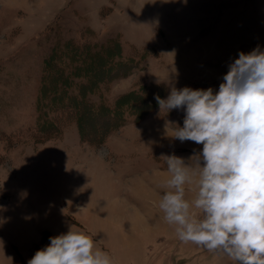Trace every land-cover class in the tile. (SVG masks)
Segmentation results:
<instances>
[{
  "label": "rangeland",
  "instance_id": "374dc122",
  "mask_svg": "<svg viewBox=\"0 0 264 264\" xmlns=\"http://www.w3.org/2000/svg\"><path fill=\"white\" fill-rule=\"evenodd\" d=\"M257 45L264 0H0V264H27L69 224L113 264H236L180 241L149 205L169 191L160 157L202 149L172 137L166 121L183 127L184 113L161 111L154 96L166 98L170 83L218 91L238 53ZM88 78L97 92L81 91ZM126 95L124 122L86 110L80 131L79 101L115 108Z\"/></svg>",
  "mask_w": 264,
  "mask_h": 264
},
{
  "label": "clouds",
  "instance_id": "9594fccd",
  "mask_svg": "<svg viewBox=\"0 0 264 264\" xmlns=\"http://www.w3.org/2000/svg\"><path fill=\"white\" fill-rule=\"evenodd\" d=\"M187 3V0H184ZM154 96L160 110L183 111L174 139L202 145L186 159L162 155L171 173L159 201L165 221L184 243L221 253L236 264H264V49L240 51L228 65L218 91L177 88ZM193 185L195 198H185ZM193 209L202 214L198 218ZM27 264H113L93 239L73 230L49 237ZM11 259V258H9Z\"/></svg>",
  "mask_w": 264,
  "mask_h": 264
},
{
  "label": "trees",
  "instance_id": "16d2710c",
  "mask_svg": "<svg viewBox=\"0 0 264 264\" xmlns=\"http://www.w3.org/2000/svg\"><path fill=\"white\" fill-rule=\"evenodd\" d=\"M86 54H87V52H86ZM82 55H84V54H82ZM94 59H95L94 56L87 55V57H86V60H87L88 63H90V65H91L92 60H94ZM99 63L101 64V61ZM113 64L115 66H118L119 65V63H113ZM100 67L105 68V66H103L102 64H101ZM89 71H91V70H89ZM94 72H96V69H95ZM95 83H96L95 80H92V78H91V79H89V81L87 83H84V84L80 85L79 87H80L81 91H84L85 89H88V90L90 89L92 91V93H94V92H97L99 90L100 85H101L100 84V81H99V84L98 83L95 84ZM49 84H48V86H49ZM54 85L52 86V89H49L48 87H47V89H43V92L46 93V94L48 92V94H49L52 91H55V90L57 91L58 90V86H54ZM69 87H70V85L67 84V83H65V82H63V84H61V88L64 89V93H66V89H68ZM129 96L130 95H126V96H123V98H120L119 101L116 103V107L115 108H111L109 106H106L104 103H101V104H97L96 105L93 102H89L87 100L85 101L83 99L81 101H79V102L77 101L78 102V105H77V107L76 106L75 107L78 110H77V117H75V118L78 121V125H79L80 131H82V132L85 133V128L83 129V124H84V120L83 119L86 118V116H85V111L86 110H88L90 112V114H91V116L93 118H95V119L96 118H100L101 121H105L106 119L104 117L107 116L108 117L107 122L111 126H113L114 119H116V121L119 124H121L120 123L121 120H123V122H124L125 119H123V115L121 113H119L118 106L123 105L124 102L126 101V99L129 98ZM101 115H102V117H100ZM72 118H74V117H72ZM42 124H43V127L46 126V127H50L51 128V125L52 124L54 125V122L52 123V122L47 121V122H43ZM45 242L46 241H44V245L43 246H45Z\"/></svg>",
  "mask_w": 264,
  "mask_h": 264
},
{
  "label": "crops",
  "instance_id": "0c3cea01",
  "mask_svg": "<svg viewBox=\"0 0 264 264\" xmlns=\"http://www.w3.org/2000/svg\"><path fill=\"white\" fill-rule=\"evenodd\" d=\"M136 187H139V185H136ZM138 191H139V188L137 189ZM137 191V192H138ZM144 193L145 194H147V195H145V194H143V196L145 195V199H144V203H147L148 204V201H150L151 200V198H150V200L148 199L149 197H147V196H150V195H148L149 193H147V191H144ZM147 197V198H146ZM159 201H160V199H154L153 200V202H150L149 203V205H153V203H154V205H156V206H158L159 205ZM150 207V206H149ZM149 207L147 208V209H149ZM159 207V206H158ZM151 208V207H150ZM48 231H45V232H43V234H42V238H41V240L40 241H38V242H35V243H33V244H28V243H25V246H24V249H23V252H24V254H26V255H28V256H30L31 255V251H30V248H32L31 250H33V248L35 247V246H37L38 245V243L40 242V244H41V242H42V240H43V235L45 234V233H47ZM49 233V232H48Z\"/></svg>",
  "mask_w": 264,
  "mask_h": 264
}]
</instances>
